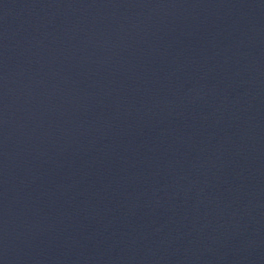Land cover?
I'll return each mask as SVG.
<instances>
[{"label": "water", "instance_id": "95a60500", "mask_svg": "<svg viewBox=\"0 0 264 264\" xmlns=\"http://www.w3.org/2000/svg\"><path fill=\"white\" fill-rule=\"evenodd\" d=\"M0 264H264V0H0Z\"/></svg>", "mask_w": 264, "mask_h": 264}]
</instances>
